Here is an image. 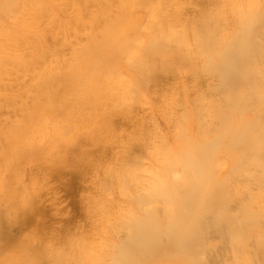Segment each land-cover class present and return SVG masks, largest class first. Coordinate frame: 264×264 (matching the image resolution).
Returning <instances> with one entry per match:
<instances>
[{
    "label": "rangeland",
    "instance_id": "1",
    "mask_svg": "<svg viewBox=\"0 0 264 264\" xmlns=\"http://www.w3.org/2000/svg\"><path fill=\"white\" fill-rule=\"evenodd\" d=\"M255 3L0 0V264H109L120 226L163 216L162 190L146 205L140 194L175 173L207 164L213 187L227 176L257 186L259 169L231 168L233 149L218 139L264 124V101L249 106L246 93L252 80L264 88V0ZM237 38L260 48L240 96L221 75ZM237 204L227 197L218 230H202L211 211L188 227L201 231L194 248L165 243L163 264H264V204H248L249 218Z\"/></svg>",
    "mask_w": 264,
    "mask_h": 264
},
{
    "label": "bare ground",
    "instance_id": "2",
    "mask_svg": "<svg viewBox=\"0 0 264 264\" xmlns=\"http://www.w3.org/2000/svg\"><path fill=\"white\" fill-rule=\"evenodd\" d=\"M252 2L256 4L255 0ZM259 52V45L254 40L243 43L240 38L233 40L224 48L222 55L226 63L221 75L224 80L223 89L227 93H235L233 95L240 96L242 91H236L237 80L248 73L251 75L259 72V66L256 64V56ZM246 93L249 106L258 107L264 101V88L258 87L253 80L248 83ZM246 119L245 113L240 112L235 122L241 125L245 123ZM254 129L260 131V136L264 134V124L252 120L245 129L236 135L223 132L218 139L220 142H228L230 148L233 149L232 153L231 151L228 153V164L232 166L231 168L242 170L245 165L251 164L259 169L260 173L256 177L254 176L257 186L254 187V184L252 185L249 181L248 188L242 184L241 180L227 176L224 183L216 184L213 187L208 181L210 171L207 164L201 172L175 173L172 177L170 174V181L162 185L153 182L140 194L139 201L146 205L150 201L152 193L162 190L167 201L163 208V216L148 213L142 218H131L127 224L120 226L121 234L112 243L113 250L109 264H163L167 261L163 258L165 254L163 247L167 242L174 245L175 252L179 249L194 248L201 231L193 232L188 227H194L201 219V215L208 211L212 212L214 222L204 219V222L206 220L207 223L204 224L202 230L205 225L212 226L215 230L224 227L217 221L227 218L226 213L230 212L225 207V200L228 196L236 204L238 203L237 212L242 217H251L248 204L251 206L254 204L257 209L261 210L264 204L262 198L264 137L257 138ZM203 152L205 155L211 153L208 148H204ZM206 162L208 163V161ZM220 162L219 166L227 164L224 159ZM241 185L244 186L245 197L239 200L238 194ZM230 231L232 234L233 229ZM183 236H186V239H183L184 242L181 239Z\"/></svg>",
    "mask_w": 264,
    "mask_h": 264
}]
</instances>
